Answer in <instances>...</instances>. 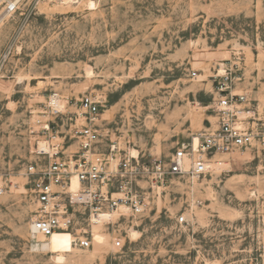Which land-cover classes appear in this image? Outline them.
Here are the masks:
<instances>
[{
  "label": "rangeland",
  "instance_id": "374dc122",
  "mask_svg": "<svg viewBox=\"0 0 264 264\" xmlns=\"http://www.w3.org/2000/svg\"><path fill=\"white\" fill-rule=\"evenodd\" d=\"M226 76L228 90L248 99L244 126L264 128V0H0V264H56L59 255L63 264H264L260 147L217 156L205 179L169 184L144 217L115 215L91 229L76 210L52 253L31 249L26 169L51 97L67 113H79L86 95L102 99V152L112 141L167 160L217 127ZM68 147L78 150L75 140ZM80 228L91 249L79 248Z\"/></svg>",
  "mask_w": 264,
  "mask_h": 264
},
{
  "label": "built area",
  "instance_id": "2783aa9c",
  "mask_svg": "<svg viewBox=\"0 0 264 264\" xmlns=\"http://www.w3.org/2000/svg\"><path fill=\"white\" fill-rule=\"evenodd\" d=\"M196 76L193 72V77ZM222 79L215 107L217 127L201 132L197 145L195 138L178 144L167 160L145 161L112 141L107 144L108 152H102L104 144L96 124L102 99L86 95L80 99L79 113H67L59 96L51 97L44 109L47 121H36L39 127L36 138L43 142L33 148L36 159L26 169L35 208L30 218V234L49 238L57 232L72 231L76 210L82 211L91 229L114 224L113 217L99 222L105 214L118 218L144 217L169 184L180 180L195 183L212 174L217 156L235 155L253 147L264 150V128L246 127L242 120L247 97L228 90V76ZM80 119L85 125L77 127ZM65 126L69 129L62 135L59 127ZM67 139L76 141L75 153L67 154ZM41 143L47 144V150L40 148ZM177 222L183 225L187 219L182 216ZM75 232L80 249L93 247L87 228ZM113 247L123 249V239L114 235ZM259 251L264 260V239Z\"/></svg>",
  "mask_w": 264,
  "mask_h": 264
},
{
  "label": "bare ground",
  "instance_id": "6f19581e",
  "mask_svg": "<svg viewBox=\"0 0 264 264\" xmlns=\"http://www.w3.org/2000/svg\"><path fill=\"white\" fill-rule=\"evenodd\" d=\"M250 114V113H249ZM253 116V115H252ZM198 143V139L197 137L195 138V145H197ZM40 148L47 150V144L45 143H41L40 144ZM132 155H134L135 157L137 156V152L133 151ZM76 187V184L74 185ZM113 216L111 215H102L100 217V223H103L104 221L110 220ZM60 232L54 233L51 237L49 238H45L42 236H34L33 234L31 235L32 238V244H31V249L34 252H44V253H52L53 250V239L54 237H56ZM31 251V252H32ZM65 257L63 256H57L55 258V262L56 264H63L65 262Z\"/></svg>",
  "mask_w": 264,
  "mask_h": 264
}]
</instances>
